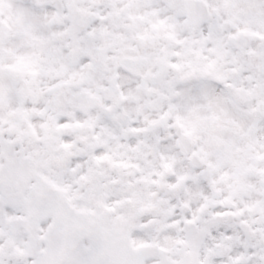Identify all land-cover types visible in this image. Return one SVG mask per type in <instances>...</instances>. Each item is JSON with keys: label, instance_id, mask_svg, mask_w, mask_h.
Returning a JSON list of instances; mask_svg holds the SVG:
<instances>
[{"label": "snow or ice", "instance_id": "obj_1", "mask_svg": "<svg viewBox=\"0 0 264 264\" xmlns=\"http://www.w3.org/2000/svg\"><path fill=\"white\" fill-rule=\"evenodd\" d=\"M0 264H264V0H0Z\"/></svg>", "mask_w": 264, "mask_h": 264}]
</instances>
